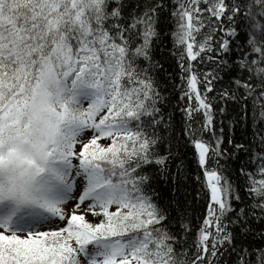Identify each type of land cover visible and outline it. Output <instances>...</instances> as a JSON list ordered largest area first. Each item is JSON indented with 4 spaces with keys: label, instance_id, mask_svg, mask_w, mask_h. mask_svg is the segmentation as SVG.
<instances>
[{
    "label": "snow or ice",
    "instance_id": "6c2138e0",
    "mask_svg": "<svg viewBox=\"0 0 264 264\" xmlns=\"http://www.w3.org/2000/svg\"><path fill=\"white\" fill-rule=\"evenodd\" d=\"M0 264H264V0H0Z\"/></svg>",
    "mask_w": 264,
    "mask_h": 264
}]
</instances>
